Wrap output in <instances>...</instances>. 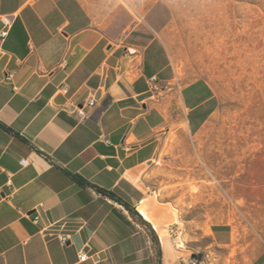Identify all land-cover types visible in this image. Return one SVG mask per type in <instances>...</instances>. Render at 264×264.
Returning <instances> with one entry per match:
<instances>
[{"label":"crops","instance_id":"crops-1","mask_svg":"<svg viewBox=\"0 0 264 264\" xmlns=\"http://www.w3.org/2000/svg\"><path fill=\"white\" fill-rule=\"evenodd\" d=\"M162 2H138L159 30ZM133 3L0 0V264H189L198 252L166 234L179 218L173 212L170 223L172 208L148 199L146 176L176 112L195 134L208 123L213 88L206 79L180 84ZM5 17L13 22L3 36ZM255 225L237 253L246 248L251 264H264L263 212ZM217 243L233 247V233L221 231Z\"/></svg>","mask_w":264,"mask_h":264},{"label":"rangeland","instance_id":"rangeland-1","mask_svg":"<svg viewBox=\"0 0 264 264\" xmlns=\"http://www.w3.org/2000/svg\"><path fill=\"white\" fill-rule=\"evenodd\" d=\"M139 1L131 8L135 22L166 45L180 84L206 79L214 94L198 133L182 110L161 131L148 199L172 208L168 217L175 212L179 222L166 234L174 230L186 249H199L192 252L197 264H251L236 244L258 234L256 217L264 213V0H148L163 1L164 12L154 13L161 30ZM221 231L233 233V247L217 243Z\"/></svg>","mask_w":264,"mask_h":264},{"label":"built area","instance_id":"built-area-1","mask_svg":"<svg viewBox=\"0 0 264 264\" xmlns=\"http://www.w3.org/2000/svg\"><path fill=\"white\" fill-rule=\"evenodd\" d=\"M140 21L143 22L144 18L142 20H140ZM12 22H13V20H12L11 17L3 18V23L5 24V27H6L5 31L3 32V36H6L8 34V31H9V28L11 27V25H12ZM128 51H129V53H132V50L128 49ZM151 81L154 82V83L158 82V77L157 76L152 77ZM14 89H15V91L19 90L18 87H15ZM94 104H95L94 101H90V103H89L90 106H93ZM75 112L80 117L84 116V112H83L82 108L77 107ZM20 163H21L22 166H27V165H29V160L28 159H22L20 161ZM38 219H39V217L37 216L35 218V222H37ZM59 240L61 241L62 244L67 245L68 242L70 241V235L61 236V237H59ZM184 244H185V246H184ZM175 246L178 249H186L187 248L186 247V242L183 241V240H180L178 238L175 241ZM193 256L196 257L197 255H193ZM79 259H80L81 262H84V261L89 259V256H88V254L86 252H84V253L80 254ZM96 263L100 264V261L97 260ZM197 263H198V260L197 259H193L192 255H191V258L189 260V264H197Z\"/></svg>","mask_w":264,"mask_h":264},{"label":"trees","instance_id":"trees-1","mask_svg":"<svg viewBox=\"0 0 264 264\" xmlns=\"http://www.w3.org/2000/svg\"><path fill=\"white\" fill-rule=\"evenodd\" d=\"M125 205H126V207H128L131 211H133V212H135V213H137L139 216H141L142 217V215L138 212V210H136V209H134V208H132L129 204H127V203H124Z\"/></svg>","mask_w":264,"mask_h":264},{"label":"bare ground","instance_id":"bare-ground-1","mask_svg":"<svg viewBox=\"0 0 264 264\" xmlns=\"http://www.w3.org/2000/svg\"><path fill=\"white\" fill-rule=\"evenodd\" d=\"M142 19H143V18L139 17V20H142ZM142 207H143V208L146 207V203H145V202L142 203ZM172 218H173V217L171 216L170 219H172ZM184 246H185V244H184Z\"/></svg>","mask_w":264,"mask_h":264}]
</instances>
